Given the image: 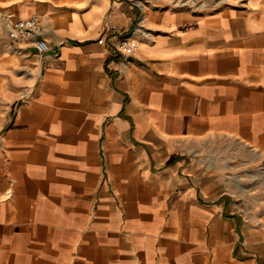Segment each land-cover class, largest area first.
Returning a JSON list of instances; mask_svg holds the SVG:
<instances>
[{
  "label": "crops",
  "instance_id": "obj_1",
  "mask_svg": "<svg viewBox=\"0 0 264 264\" xmlns=\"http://www.w3.org/2000/svg\"><path fill=\"white\" fill-rule=\"evenodd\" d=\"M131 1L0 0V264H264V0Z\"/></svg>",
  "mask_w": 264,
  "mask_h": 264
},
{
  "label": "built area",
  "instance_id": "obj_2",
  "mask_svg": "<svg viewBox=\"0 0 264 264\" xmlns=\"http://www.w3.org/2000/svg\"><path fill=\"white\" fill-rule=\"evenodd\" d=\"M186 2L190 3L191 6H198L197 2H191L189 0H182V4ZM131 3L138 7L139 16L137 17V22L135 25L134 31L149 36V33L146 31L144 27V15L142 13L143 7L146 6V3L141 0H132ZM179 3V2H178ZM159 7V6H155ZM6 35L10 41H18L20 39H28L30 41L31 46L38 53H45L49 50V45L47 41L43 37V29L42 24L37 16L31 15L30 17L19 20L17 22L12 23L10 28L6 31ZM136 46V42L132 40H123L120 42L118 47L119 51H125L129 48H134Z\"/></svg>",
  "mask_w": 264,
  "mask_h": 264
},
{
  "label": "rangeland",
  "instance_id": "obj_3",
  "mask_svg": "<svg viewBox=\"0 0 264 264\" xmlns=\"http://www.w3.org/2000/svg\"><path fill=\"white\" fill-rule=\"evenodd\" d=\"M196 2H197V5L200 6L201 4L200 0H197ZM177 5H181V3L179 2V4L177 3ZM181 6L189 7L191 6V4L186 2L185 4ZM194 7L196 6H192V8ZM136 20H135L134 25H136V22H137ZM134 29H135V26H134ZM235 172L236 171H234V173ZM232 177H234L232 184H233V187H235V190L236 188H240V189L244 188L240 190L241 192L239 193L240 194L239 197H235L236 199L239 200V203L241 205H244L246 206V208H249V206L252 205L253 201L264 202V197H259L255 195V192L259 194L258 192H260V190H261L260 193L264 195V168H260V167L258 168L257 165H249V166H246L245 169L240 173L239 181L236 180L237 175L232 176ZM235 190H234V194H236Z\"/></svg>",
  "mask_w": 264,
  "mask_h": 264
}]
</instances>
